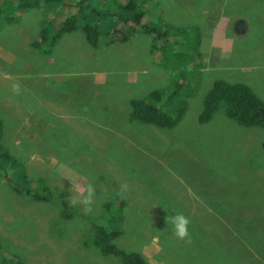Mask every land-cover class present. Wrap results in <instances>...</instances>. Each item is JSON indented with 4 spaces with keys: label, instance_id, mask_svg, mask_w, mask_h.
<instances>
[{
    "label": "rangeland",
    "instance_id": "374dc122",
    "mask_svg": "<svg viewBox=\"0 0 264 264\" xmlns=\"http://www.w3.org/2000/svg\"><path fill=\"white\" fill-rule=\"evenodd\" d=\"M36 1L0 0V264H122L84 246L95 226L111 224L122 232L116 245L149 264H264V129L221 105L199 121L218 80L250 82L264 98V0H137L142 25L124 42L142 35L147 55L88 43L85 22L102 40L121 35L115 0H86L75 32L37 43L81 5L24 9ZM154 91L165 92L154 104L167 115L185 108L176 126L131 119L130 96ZM52 102L61 110L47 109ZM89 182L86 211L76 193ZM176 212L189 220L183 240L169 224Z\"/></svg>",
    "mask_w": 264,
    "mask_h": 264
},
{
    "label": "trees",
    "instance_id": "16d2710c",
    "mask_svg": "<svg viewBox=\"0 0 264 264\" xmlns=\"http://www.w3.org/2000/svg\"><path fill=\"white\" fill-rule=\"evenodd\" d=\"M61 0H37L36 4H27L24 6L25 10H28L32 7H36L41 5L40 2L44 3V6H54V9H58ZM79 3L74 4V6H80L79 10H77V16L71 15L67 18L64 24H60L57 29V34L49 39L48 34L50 33V25L44 27L41 31V39L37 43H45V41L49 42L52 40L51 46L53 44L63 38L67 34H71L77 30L78 21L84 19L83 12L84 8L83 4L86 0H78ZM118 4L119 9L124 11V14H121L118 18V23H121L117 28V31L120 38L119 41L125 40L128 34L130 25H142V17L143 11L134 12L138 9L137 0H115ZM122 5V3H124ZM56 6V7H55ZM95 10H91V13ZM107 12V11H106ZM108 13V12H107ZM82 26V25H81ZM144 29L148 30L147 27ZM54 28V26H51ZM83 31L87 35L88 43L93 47H97L100 43V32L96 26L85 22L82 27ZM114 39L111 40H102L103 42H114ZM36 43V44H37ZM164 91H154L150 95V98L147 100L135 98L131 100L132 112L131 119L138 120L140 122L146 124H153L163 128H172L176 126L183 116V112L185 108H183L176 117L169 116L165 112H163L155 102H159L160 99L164 96ZM223 106L227 115L239 122L240 124L247 127H261L264 129V101L256 95L251 88L244 84H231L227 81L218 80L214 83L213 88L208 92L206 98L204 100V109L199 117V121L201 123L209 122L214 114L218 111L219 106ZM3 122L0 120V128H2ZM13 164L11 160L8 164V168L2 167L3 170L8 171L12 168ZM15 175V169L11 173ZM24 175V174H22ZM13 177V176H12ZM13 182L15 181V176L12 178ZM42 198V197H40ZM110 203H106L105 207L109 208ZM92 236L90 239H87V242L84 243V246L88 250H96L101 256H109L113 255L119 258L122 264H149L145 257L138 252L129 253L122 249H120L115 241L118 236L122 234V232L112 224L109 226L99 225L93 228ZM2 244L0 241V255H2ZM6 259V257H5ZM7 260V259H6ZM15 263L12 260H8V263Z\"/></svg>",
    "mask_w": 264,
    "mask_h": 264
},
{
    "label": "crops",
    "instance_id": "0c3cea01",
    "mask_svg": "<svg viewBox=\"0 0 264 264\" xmlns=\"http://www.w3.org/2000/svg\"><path fill=\"white\" fill-rule=\"evenodd\" d=\"M214 37H215L216 43L218 44V46H220V48L224 49L225 51H228V50L231 49V47H232V38L230 36H226L225 34H221L220 30H217L215 32V34H214ZM128 38L129 37L126 36V39H128ZM117 45L120 46L119 47L120 49H124L126 47L127 48L129 47L132 54H137L138 52H140V51H142L144 49V52L147 55L146 41L143 40L142 35H140V34H134L132 40H130V41L127 40L125 42H124V40H121V41L117 40V41H114V42H111V43H108V42L106 43V42H103L102 40H100L99 45L96 48H94V49L95 50H100V49H103V48H108V47L117 46ZM243 70H248V69L243 68ZM249 70H250V68H249ZM250 72H254L253 75L255 76V75L259 74V69H252V70H250ZM129 73L134 75L133 78H135V80H130L129 81L130 84L133 85V86L137 85L138 84V77L136 76V72L130 71ZM105 75H106V72H97V81L99 83L103 82ZM251 82L254 85H257L258 89H260V84L258 83L256 78L255 79H251ZM240 84L249 85L250 88L253 90V92L256 95H258L264 101V98L261 96L260 93H258L253 88V86H252V84H250V82H244V83L240 82ZM132 99H135V97L130 96V101ZM56 108H60V110H61L60 104L56 103V102H52L51 104H49L47 106V109H49V110H55Z\"/></svg>",
    "mask_w": 264,
    "mask_h": 264
},
{
    "label": "clouds",
    "instance_id": "9594fccd",
    "mask_svg": "<svg viewBox=\"0 0 264 264\" xmlns=\"http://www.w3.org/2000/svg\"><path fill=\"white\" fill-rule=\"evenodd\" d=\"M144 29V28H143ZM146 30V29H145ZM121 36H116L117 39L114 41H117L118 38ZM101 40V39H100ZM110 43V42H109ZM96 48V47H95ZM72 180L80 181V177L78 174L73 173ZM82 200L83 204L85 205L86 211H91V207L95 202V197H96V191L92 183H86L83 186L79 187L76 193ZM169 224L171 226V231L172 233L178 238V239H185L189 237V220L188 218L179 212L174 213L170 218H169Z\"/></svg>",
    "mask_w": 264,
    "mask_h": 264
},
{
    "label": "flooded vegetation",
    "instance_id": "af4514ba",
    "mask_svg": "<svg viewBox=\"0 0 264 264\" xmlns=\"http://www.w3.org/2000/svg\"><path fill=\"white\" fill-rule=\"evenodd\" d=\"M129 81H130V80H129ZM129 81H128V83H129L128 85H129V86H133V85L130 84ZM228 83H231V82H228ZM231 84H240V83H231ZM244 85H246V84H244ZM134 86H137V85H134ZM247 86L250 88L249 85H247ZM140 99H144V98H140ZM144 100H146V99H144Z\"/></svg>",
    "mask_w": 264,
    "mask_h": 264
}]
</instances>
